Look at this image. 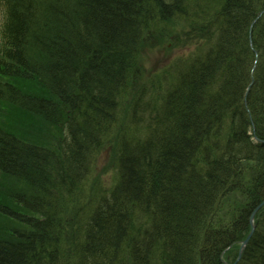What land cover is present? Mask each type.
I'll return each instance as SVG.
<instances>
[{
  "label": "trees",
  "instance_id": "16d2710c",
  "mask_svg": "<svg viewBox=\"0 0 264 264\" xmlns=\"http://www.w3.org/2000/svg\"><path fill=\"white\" fill-rule=\"evenodd\" d=\"M192 1L4 0L0 264L235 260L264 199V48L247 37L261 8ZM167 33L196 48L147 84L143 48ZM254 224L235 264H264V206Z\"/></svg>",
  "mask_w": 264,
  "mask_h": 264
},
{
  "label": "bare ground",
  "instance_id": "6f19581e",
  "mask_svg": "<svg viewBox=\"0 0 264 264\" xmlns=\"http://www.w3.org/2000/svg\"><path fill=\"white\" fill-rule=\"evenodd\" d=\"M211 1H212L211 2L212 4H215V3L219 2V0H211ZM253 1L257 2L258 4H260L258 7L261 8V10L259 12H257L256 16L254 17V19L252 20V22L249 25L248 36H247L248 37V42L250 44L251 43V39H253L255 42L258 43L260 48H264V24H262V21H260V17L262 15H264V0H253ZM154 2H152V3H149L148 1L144 2L143 4H141V7H145L146 6L145 9H149L150 11L152 10L154 15H156L157 17L160 15V12H162V9H163V11H166L167 8H168L167 10H169L168 6L163 5L162 8H161V7H159L157 5L156 1H154ZM189 2H190V0H182V3H189ZM192 2L195 3V2H198V0H194ZM189 11L195 12V9L192 8ZM191 16L192 15L190 13H183L182 15H180L179 16L181 18L180 21H177V24H175L176 29L179 30L180 32L185 30V32H189L190 33V31H189L190 28H189V25H188L187 22L191 19ZM169 32H170V30H169ZM167 35H169L168 38H170V39L175 36V35H172V34L170 35L169 33H167ZM178 39H181V36H179ZM225 40H227V39H225ZM199 41H201L203 43H207V42H205V40L203 38H200ZM195 48L196 47H194L193 50H195ZM251 85H252V81L249 83L248 86H251ZM207 104H209V101L205 102V106H207ZM205 106H204V108H205ZM196 111H197V108H196ZM244 112L246 114H248V116L250 115V112H249V110L247 108L244 109ZM212 119H214V118L213 117L209 118V120H211V121H212ZM221 127L223 128L224 125L222 124ZM252 139L255 142L264 144V140L258 139L257 136H255V135L252 136ZM209 238H210V236H209ZM248 241H249V238L247 237V235L240 241L239 240H236V241L234 240V244L237 245V248H238L237 249V255H236V261L238 260V258L240 259L239 253L241 251H242L241 253H243V251L245 249V246L248 243ZM243 242H246V244L244 246H243ZM209 248H213V247H211V245L208 244L207 245V249H209ZM227 249H229V247L224 249L225 250L224 252H221L223 257L225 255H227V251H228ZM234 262H235V260L232 263L228 262V264H233Z\"/></svg>",
  "mask_w": 264,
  "mask_h": 264
},
{
  "label": "rangeland",
  "instance_id": "374dc122",
  "mask_svg": "<svg viewBox=\"0 0 264 264\" xmlns=\"http://www.w3.org/2000/svg\"><path fill=\"white\" fill-rule=\"evenodd\" d=\"M2 9L0 7V25L2 22ZM176 47H168V49L161 48V50H157V47L152 48V53H147L144 59L145 73L144 77L142 74L143 81L147 79L153 80L154 76L159 72V70L166 66L169 61L174 58L179 52L176 50ZM146 75V76H145ZM252 133V131H248V134ZM95 173L91 177L96 178L97 186L105 187L110 186L114 182L116 175L114 171L110 168L109 161L107 160V154L105 151H102L97 159L95 160ZM91 184V182H90ZM86 186V185H85ZM86 198L90 197L89 189L84 193Z\"/></svg>",
  "mask_w": 264,
  "mask_h": 264
},
{
  "label": "water",
  "instance_id": "95a60500",
  "mask_svg": "<svg viewBox=\"0 0 264 264\" xmlns=\"http://www.w3.org/2000/svg\"><path fill=\"white\" fill-rule=\"evenodd\" d=\"M253 215V214H252ZM252 215H251V217H250V222L252 221ZM249 236H250V234H248V238H249ZM247 242V241H246ZM246 242H243V246L246 244Z\"/></svg>",
  "mask_w": 264,
  "mask_h": 264
}]
</instances>
